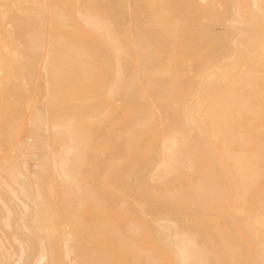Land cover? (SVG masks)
<instances>
[{"label": "bare ground", "instance_id": "bare-ground-1", "mask_svg": "<svg viewBox=\"0 0 264 264\" xmlns=\"http://www.w3.org/2000/svg\"><path fill=\"white\" fill-rule=\"evenodd\" d=\"M1 208L0 264H264V0H0Z\"/></svg>", "mask_w": 264, "mask_h": 264}, {"label": "rangeland", "instance_id": "rangeland-1", "mask_svg": "<svg viewBox=\"0 0 264 264\" xmlns=\"http://www.w3.org/2000/svg\"><path fill=\"white\" fill-rule=\"evenodd\" d=\"M27 168H29V165H27ZM8 196V195H7ZM1 211H2V213H1ZM7 210L5 209H0V235L2 236V238L3 239H5L6 238V235H7V232H6V230H5V220L7 219L5 216H7L6 215V212ZM2 214V215H1ZM5 214V215H4ZM2 224V225H1ZM2 226H3V228H4V230L2 229ZM2 229V230H1ZM5 241V240H4ZM5 244H6V246L9 248V249H11V248H13V246H12V243L11 242H7V241H5Z\"/></svg>", "mask_w": 264, "mask_h": 264}]
</instances>
